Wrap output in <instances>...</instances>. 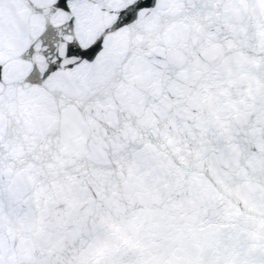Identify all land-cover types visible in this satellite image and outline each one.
Returning a JSON list of instances; mask_svg holds the SVG:
<instances>
[{
  "label": "snow or ice",
  "instance_id": "obj_1",
  "mask_svg": "<svg viewBox=\"0 0 264 264\" xmlns=\"http://www.w3.org/2000/svg\"><path fill=\"white\" fill-rule=\"evenodd\" d=\"M0 264H264V0H0Z\"/></svg>",
  "mask_w": 264,
  "mask_h": 264
}]
</instances>
